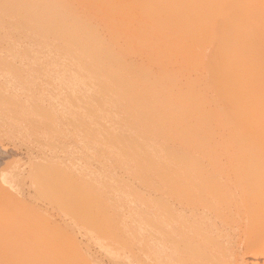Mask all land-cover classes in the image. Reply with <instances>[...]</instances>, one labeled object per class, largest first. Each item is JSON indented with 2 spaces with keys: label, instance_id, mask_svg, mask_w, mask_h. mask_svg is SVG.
I'll list each match as a JSON object with an SVG mask.
<instances>
[{
  "label": "bare ground",
  "instance_id": "1",
  "mask_svg": "<svg viewBox=\"0 0 264 264\" xmlns=\"http://www.w3.org/2000/svg\"><path fill=\"white\" fill-rule=\"evenodd\" d=\"M1 41L9 50L0 55V264L39 263L29 258L41 249L36 239L57 235L55 177L70 189L91 183L85 165L54 151L67 141L63 125L85 131L98 150V188L74 186L78 193L98 198L132 185L108 182L121 173L148 178V200L137 194L148 210L136 212L147 237L128 229L133 237H121L120 214L111 208V218L104 196L93 198L100 212L86 205L103 215L100 246L144 251L146 264L264 261V0H0ZM224 170L245 183L230 189ZM60 203L83 228L98 225L84 204L81 213ZM68 234L65 248L51 238L54 255L57 243H42L51 264H100Z\"/></svg>",
  "mask_w": 264,
  "mask_h": 264
},
{
  "label": "rangeland",
  "instance_id": "2",
  "mask_svg": "<svg viewBox=\"0 0 264 264\" xmlns=\"http://www.w3.org/2000/svg\"><path fill=\"white\" fill-rule=\"evenodd\" d=\"M2 42V41H1ZM5 44V45H4ZM3 45V47H7V44L6 43H4V42H2L1 44H0V47ZM2 48V47H1ZM0 48V55H3V54H5L9 49L7 48V51L5 50V49H1ZM3 51V52H2ZM62 128H64V130L62 129V135H61V137H63V139L65 140H67L66 141V143L64 142H61V144H66V146H64V147H62V145L61 144H59L60 146H61V148H60V146H57L56 148H54V151H56V153H57V155H58V157H61L63 154H61V153H64V155H63V157H64V159H65V163L67 162V164H69V165H71V166H77V165H85L86 167V172H87V175H86V178L89 180L90 178L92 179V180H90L91 181V183L90 184H92V186L93 187H97L98 188V186H96V184L98 183V181H99V168H100V166H99V164H100V161L98 160V159H95V158H98V150H97V147L94 145V143L93 144H89V143H87V137L85 136L86 134H84V132L85 131H82V132H80V130L79 129H77V128H74V129H72V127H69L68 125H63L62 126ZM65 133V134H64ZM81 134H83V135H81ZM73 136V137H72ZM75 139V140H73V139ZM68 142V143H67ZM73 146H72V145ZM60 148V149H59ZM69 151V152H68ZM92 153V154H91ZM94 154V155H93ZM69 155H71V156H69ZM73 156V157H72ZM72 159V161H71V159ZM62 158V157H61ZM75 158V159H74ZM78 158V159H77ZM9 159H11V157L10 156H7V158L6 157H4V160H9ZM67 159H70V161L69 160H67ZM95 160H97L98 162H99V164L97 165V161L95 162ZM76 161V162H75ZM80 161V162H79ZM94 161V162H93ZM221 162V164H224V162H225V160L224 159H221L220 160ZM73 162V163H72ZM92 162V163H91ZM81 163V164H80ZM85 163H88V164H85ZM96 163V164H95ZM92 164V165H91ZM204 164H206V162H204ZM89 165H91L90 167H92V168H89ZM97 165V166H96ZM54 173V172H53ZM56 173H58V172H56ZM60 175V174H59ZM88 175L90 176V177H88ZM131 175H133V174H129V173H123V175H122V173L120 174V175H114V178H116V180H117V178L119 179V178H124V180L122 181V182H124V183H126L127 181H131V183H129V182H127V185H130V184H132V185H130V186H133V184L134 185H136V186H133V187H136L137 189H134V190H138V192H134L133 190H131V188H129L130 186H126L125 184L123 185L122 184V182H120L123 186H121L122 188H124L125 189V191H124V194L122 193L123 191L122 190H124V189H122L121 187V190H119L118 188L115 190L114 188L113 189H110L111 190V192H110V190L108 191V190H106V191H108V192H104L103 194H100L99 196L101 197V196H104V198H102V199H104L106 202H107V205H106V207H108L107 208V210H106V208H105V210L107 211V212H109L110 213V211L112 210V214H111V216H113V217H111V218H116V214L115 215H113L114 214V212H116L117 211V213H119L120 214V217L118 216L117 218L118 219H116L117 220V222H118V224H116L117 222L116 221H114L113 223H115L117 226L119 225L120 226V231H121V233L122 234H120V232L118 231V227L116 226V228H117V231H115L116 232V234L118 233V235L120 234V236L121 237H133V235H132V233L129 231L128 232V230H131V231H135V235L138 237H147V231L145 230V228L144 227H146V229L147 230H149V225H147L148 223L147 222H145V219H143L144 220V223H142V219H141V217H140V213L142 214V215H144L145 214V210L147 211L148 210V208H147V206H146V203H142L141 202V200H137V198H138V195H141V196H143L142 198H147V199H145L144 201H147L148 200V196H146L147 195V193H148V186H147V184L145 183L146 182V180L143 182V181H141V179L143 180V179H146L145 178V176H143L144 178H142V176H141V178H140V176L138 177V176H135V175H133V176H135L136 177V179L138 180H136L135 179V177H132ZM117 176V177H116ZM55 177V176H54ZM57 177H58V175H57ZM98 177V178H97ZM111 177H113V176H109L108 178H107V180H108V182H113L114 184L115 183H117L118 182V180L117 181H115L113 178L111 179ZM125 177H126V180H125ZM218 177H220L221 178V180H227V183H228V185H229V187H230V189H237V188H239L240 186H242L244 183H245V180H244V178H241V179H236L235 178V176L233 175V173L231 172V170H224L222 173H220V175L218 176ZM56 178V177H55ZM55 178L53 179L54 181H53V183H52V187L54 188V189H52V191H53V193H54V197H56L55 199H56V201H57V198L58 197H60V196H62L63 197V199H62V201L65 203H60L59 201H61V199L59 198V201H57L56 203L54 202L55 201V199L52 201L53 203H51V213H52V215H53V225L55 224V223H58L59 225H60V231H59V229L58 228H56L57 227V225H54L53 226V229L54 228H56V229H54V231H56V230H58V231H56V232H58L57 233V235H54V232L52 233V234H50V235H53L54 237H56L57 239L60 237H62L61 238V242H59L58 241V243H59V245H60V247L61 246H63L64 245V247L63 248H65V247H68V244L67 243H65L66 241L64 240V238H65V236H67V235H65V233H71V235H72V237L73 236H75V237H71V235H69L68 234V236H70L72 239H74L75 238V242L79 245V247L81 248V251H85V250H88L87 252L93 257L94 256V260L96 261L97 259V261L96 262H98V263H100V264H110V263H112V264H144V262H139V261H143V258H144V260H145V264L147 263V262H149V260H148V258H147V256L145 255V252L143 251V252H141V251H139V252H136V250L137 249H133V254H131V253H129L128 251H124L123 249H114V250H112V251H109V250H107L105 247H103V246H100L99 245V243H98V236L96 235L97 233V231H98V229H100V227H101V220H103V218H102V214L101 213H96V215H94V213H91V214H93L94 216H92L90 213H89V211L92 209V210H94V208H93V206H94V199H96V198H94V196L93 197H89V196H87V194L88 193H86L85 191V197H83V198H81L83 195L82 194H80V193H82L83 191H81V190H86L87 189V185L89 184H85L84 186L85 187H83V185H82V187H83V189H82V187L79 185V187H81V190L79 191V193H78V190L80 189L79 187H78V184H75V182L74 181H72V182H74V186H77L78 188H75L74 186H72V188L71 189H73V190H71L70 189V185H69V183H68V181L66 182L67 183V185H69V186H67L66 185V183H65V181L63 182V184L65 183V186L62 184V185H60V183L58 184V182H57V180H60V177H59V179H57V180H55ZM63 178V177H62ZM85 178V179H86ZM140 178V179H139ZM120 179V180H121ZM148 179V178H147ZM111 180V181H110ZM56 181V182H55ZM85 181V180H84ZM62 182V181H61ZM93 182L95 183V184H93ZM132 182H134V183H132ZM139 182V183H138ZM142 184H141V183ZM145 183V184H144ZM55 184V185H54ZM59 185V186H57L56 187V185ZM70 184H72V183H70ZM89 184V186H91ZM95 185V186H94ZM67 186V187H66ZM147 188H146V187ZM59 187H61V190L62 191H60V188ZM65 187V189L67 190H63L62 188H64ZM126 187H128L129 188V190H131V191H133L134 193H135V197L134 198H132L131 199V194L133 193H131V191H127L128 189L126 188ZM132 187V188H133ZM75 188V189H74ZM89 188V187H88ZM91 188V187H90ZM70 189V190H69ZM78 189V190H77ZM93 189V188H92ZM96 189V188H95ZM93 190V191H95L94 193H96V190ZM76 191V192H73V191ZM87 191V190H86ZM88 191H90L89 189H88ZM87 191V192H88ZM92 190H91V192H93ZM127 191V192H126ZM141 191V192H140ZM69 192V193H68ZM71 192V193H70ZM84 192H83V194H84ZM91 192H89V193H91ZM131 193V194H129V193ZM59 193V194H58ZM64 193H66V194H64ZM75 193H77V194H75ZM93 193V194H94ZM97 193H100V192H97ZM115 193V194H114ZM134 193H133V196H134ZM74 194L75 195H77V197L79 198H77V197H75L74 196ZM78 194H79V196H78ZM92 194V193H91ZM92 194V195H93ZM107 194H111V195H108L109 197H112L113 199L112 200H110V199H108L107 197ZM127 194V195H126ZM138 194V195H137ZM53 195V194H52ZM57 195V196H56ZM72 195V196H71ZM80 195H82V196H80ZM88 195H90V194H88ZM96 195V194H95ZM125 195H126V197H125ZM67 196V197H66ZM99 196H98V198H99ZM132 196V197H133ZM140 196V197H141ZM51 197H53V196H51ZM90 198V199H92L91 201V203H89V201L87 200V198ZM125 197V198H124ZM128 197H129V199H128ZM140 197L138 198V199H140ZM72 200H71V199ZM75 198H77L78 200H76ZM88 198V199H89ZM94 198V199H93ZM98 198H97V200H98ZM114 198H115V201H113L114 200ZM141 198V199H142ZM81 199H83V200H81ZM84 199H85V202H84ZM101 199V198H100ZM128 199V200H127ZM71 200V201H70ZM81 200V202H79ZM123 200V201H122ZM67 201H68V204H67V207H71L72 209L73 208H75V210H77V211H79L80 210V207H82L83 208V204H84V207H85V212H87L88 213V215L90 214L92 217H94V220H95V218H96V220H97V218H98V225H95L94 227H98V228H96L97 230L96 231H93L94 233L92 234L91 232H92V230H93V228H92V230L91 229H88L87 227H86V225H85V227L83 228V226H84V224L83 225H81V223L78 221V222H76V221H72L73 219H71V215H70V212H69V215H70V218H69V216H67L68 214L67 213H65V214H67V215H65V214H62L63 212H62V210L60 211L59 210V208L61 209V207H56V204H59L60 203V205L62 204V205H66V203H67ZM88 201V202H87ZM99 201H101V200H99ZM128 201V202H127ZM140 201V202H139ZM72 203L73 205H71L70 203ZM75 202V203H74ZM76 202H77V204H76ZM83 202V203H82ZM111 202H114L113 204H110ZM119 202V203H118ZM124 202H126V203H124ZM87 203V204H86ZM95 203H97V201L95 202ZM115 203H118L119 205L120 204H123V207H122V205H120V206H118V204H115ZM53 204H55V205H53ZM70 204V205H69ZM82 206H81V205ZM92 205V208L89 210L87 207H89V205ZM97 204H99V203H97ZM96 204V205H97ZM100 204H101V202H100ZM99 204V205H100ZM133 204H137L136 206L135 205H133ZM75 205V206H74ZM80 205V206H79ZM86 205H87V207H86ZM114 205V206H113ZM128 205V206H127ZM145 205V206H144ZM57 206H59V205H57ZM77 206V207H76ZM98 206V205H97ZM101 206L102 207H100V208H104L103 207V205L101 204ZM124 207H126V209L124 210L123 208ZM132 207V208H131ZM133 207H134V209H133ZM139 207V208H138ZM144 207H146V208H144ZM70 208V209H71ZM79 208V209H78ZM99 208V207H98ZM97 208V209H98ZM100 208H99V210H94L93 212H100ZM111 208H113V209H111ZM137 208V209H136ZM63 209H65V208H63ZM69 209V208H68ZM70 209H69V211H70ZM87 209H88V211H87ZM111 209V210H110ZM129 209V210H128ZM66 210H67V208H66ZM83 211H81V213L82 212H84V208L82 209ZM109 210V211H108ZM122 212H121V211ZM135 210V211H134ZM137 210V211H136ZM140 210L143 212H140ZM73 211V210H72ZM71 211V212H72ZM76 211V212H77ZM104 211V210H103ZM103 211H101V212H103ZM114 211V212H113ZM140 212V213H136V212ZM60 212H62V213H60ZM66 212H68V211H66ZM75 211H73V213H75L77 216H78V213H76ZM92 212V211H91ZM130 213V214H129ZM62 214V215H61ZM85 214V213H84ZM99 214V215H98ZM100 214L102 215V216H100ZM105 214H108V213H105ZM125 214V215H124ZM129 214V215H128ZM63 215H65V216H63ZM75 215V216H76ZM80 216H81V214H79ZM131 215L134 217V218H132L131 219V221H130V218H131ZM147 215V214H146ZM146 215H145V217H146ZM62 216V217H61ZM85 216V215H84ZM99 216L101 217V218H99ZM108 216V215H107ZM115 216V217H114ZM125 216H127V217H125ZM129 216V217H128ZM68 217V218H67ZM88 217V216H87ZM105 217V216H104ZM73 218V217H72ZM83 218V217H82ZM142 218H144V216H142ZM61 219H62V221H63V224H62V222H61ZM68 221H67V220ZM71 219V220H70ZM74 219H76L77 220V218L76 217H74ZM105 219V218H104ZM124 219V220H123ZM129 219V220H128ZM134 219H136L137 221H135ZM79 220V219H78ZM84 220V219H83ZM91 220V222H92V219H90ZM112 220V219H111ZM113 220H115V219H113ZM133 220V221H132ZM58 221V222H57ZM65 221H67L68 222V227H71L72 225H74V226H72L71 228H69V230L71 229V231L73 232V234H72V232H70L69 230H68V227H67V225H65ZM72 221V222H71ZM82 221V220H81ZM87 222V220H85V223ZM89 222V221H88ZM91 222H90V224H91ZM133 222H135V224L133 223ZM79 223H80V225H79ZM93 223H95V221L93 222ZM100 223V224H99ZM131 223V224H130ZM147 223V224H146ZM71 224V225H70ZM78 224V225H77ZM86 224H88V223H86ZM96 224H97V222H96ZM110 226H112V228L115 226V224H113L112 225V222H110ZM62 225H64V226H62ZM147 225V226H146ZM56 226V227H55ZM66 226V227H65ZM109 226V228H111ZM144 226V227H143ZM62 227H64V229H62ZM75 227V228H74ZM92 227V226H91ZM128 227V228H127ZM143 229H142V228ZM66 228V229H65ZM74 228V229H73ZM77 228H79V229H77ZM81 229V230H80ZM128 229V230H127ZM52 230V229H51ZM64 230V232H62ZM66 230V231H65ZM68 230V231H67ZM77 230L78 231H80V232H77ZM95 230V229H94ZM113 230H115V227H114V229ZM110 231V230H109ZM50 233H51V231H49ZM55 232V233H56ZM77 232V233H76ZM83 232V233H82ZM99 232H101V231H99ZM114 232V233H115ZM61 235H60V234ZM62 233H63V235H65V236H63L62 235ZM81 233L83 234V235H81ZM128 233V234H127ZM142 233H144V234H142ZM79 234H80V236L81 237H79ZM91 234V235H90ZM93 235H95L94 237H93ZM48 236H49V234H48ZM53 236H51V238H53V239H55L56 240V238H54ZM57 236H59V237H57ZM92 236V237H91ZM117 236V235H116ZM119 236V237H120ZM84 237V238H83ZM88 239H87V238ZM45 238H47V236L45 237ZM44 237H43V239H44V242H42L43 240H41L42 239V237H40V240H39V237L36 239V242L37 243H40L39 241H41V244L43 243H45V241H46V239H45ZM51 238L49 239V238H47V241H46V243L44 244L45 246L47 245V246H49V243H53V242H55V240L52 242L51 241ZM80 238V239H79ZM82 238V239H81ZM86 238V239H85ZM28 240V239H27ZM59 240V239H58ZM80 240V241H79ZM82 240H83V243H84V241H85V244L86 245H84V244H82L81 245V242H82ZM48 241H50V242H48ZM65 241V242H64ZM77 241H79V242H77ZM33 242L36 244V242H35V240H33ZM48 243V244H47ZM55 243H57V242H55ZM58 243L57 244H53L54 246H56L55 247V249L53 248V246L52 245H50V247H51V251L52 252H50V248H48V250H49V254H55V252H53V250H59L60 248L58 247L59 245H58ZM93 243V244H92ZM33 243H30V245H32ZM41 244H36V245H40L39 246V248H44V245L41 247ZM66 244H67V246H66ZM36 245H32V247H29L28 249H30L31 248V250H33V247L34 246H36ZM89 245H91L90 247H88ZM85 248H84V247ZM96 246V247H95ZM36 247H37V249H36ZM36 247H34L35 249H34V251H30V250H28V249H24V248H20L19 250H18V254L19 255H21V253L23 252L22 251V249L23 250H28L29 251V253L31 252V256L29 257L30 259L32 258V259H34L35 261H36V263H37V261L39 262V263H37V264H46L47 262H48V264L51 262L50 261V259H52V258H50V257H48V256H50V255H47V253H48V251H47V248L45 247V249H46V251L47 252H42V251H45L44 249H42V251H41V249H40V251L42 252V255H41V257H44L45 258V256H47L48 258H49V260L47 259V257L44 259H42V260H40L41 259V257H39L38 258V255H36V254H38V252H39V254L41 253L40 251H36V250H38V246H36ZM58 247V248H57ZM97 247H99V248H97ZM62 248V247H61ZM91 248V249H90ZM53 249V250H52ZM85 249V250H84ZM92 250H93V252H92ZM99 250V251H98ZM27 251V252H28ZM95 251H97V253H94ZM102 251V252H101ZM26 251H24V253H25ZM99 252V253H98ZM127 252V253H126ZM43 253H44V256H43ZM103 253H104V255H103ZM137 253V256H135V254ZM95 254H97V255H95ZM106 254V255H105ZM53 255H51V256H53ZM103 255V256H102ZM139 255H141L139 258H137ZM21 256H23V253H22V255ZM35 256H37V257H35ZM96 256H98L97 258H96ZM104 258H102V257ZM106 256H107V258H106ZM136 257V258H135ZM143 257V258H142ZM100 258H102V259H100ZM109 258H111V259H113V260H111V259H109ZM117 258V259H116ZM142 258V259H141ZM31 259V260H32ZM137 259L139 260V261H137ZM246 259H248V258H246ZM29 260V259H28ZM40 260V261H39ZM46 260H48V261H46ZM101 260V261H100ZM105 260V261H104ZM106 260H107V262H106ZM109 260H111V261H109ZM117 262H116V261ZM118 260H120L119 262H118ZM146 260H147V262H146ZM34 261V262H35ZM46 261V262H45ZM103 261V262H102ZM127 263H126V262ZM24 263H26V262H28L27 260H26V262L25 261H23ZM32 262V261H31ZM29 263L28 262V264H33V263ZM110 262V263H109ZM125 262V263H124ZM259 262L262 264V262H264V261H262V259H260L259 260ZM19 262H17V264H18ZM51 264V263H50ZM149 264V263H148ZM264 264V263H263Z\"/></svg>",
  "mask_w": 264,
  "mask_h": 264
}]
</instances>
